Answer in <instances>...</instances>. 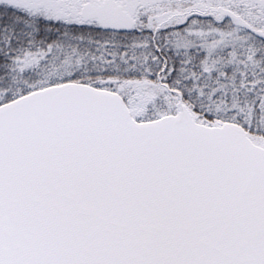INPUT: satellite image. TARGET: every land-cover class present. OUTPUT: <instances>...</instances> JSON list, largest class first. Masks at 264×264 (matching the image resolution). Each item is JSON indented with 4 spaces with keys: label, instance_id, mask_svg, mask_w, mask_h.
<instances>
[{
    "label": "snow or ice",
    "instance_id": "1",
    "mask_svg": "<svg viewBox=\"0 0 264 264\" xmlns=\"http://www.w3.org/2000/svg\"><path fill=\"white\" fill-rule=\"evenodd\" d=\"M0 264H264V0H0Z\"/></svg>",
    "mask_w": 264,
    "mask_h": 264
}]
</instances>
